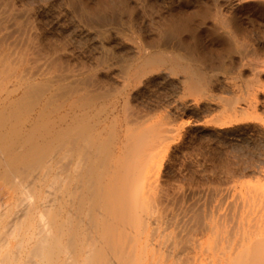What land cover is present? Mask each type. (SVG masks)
I'll list each match as a JSON object with an SVG mask.
<instances>
[{
  "label": "bare ground",
  "instance_id": "obj_1",
  "mask_svg": "<svg viewBox=\"0 0 264 264\" xmlns=\"http://www.w3.org/2000/svg\"><path fill=\"white\" fill-rule=\"evenodd\" d=\"M15 1L0 0V264H264V85L259 77L255 86L246 82L248 99L239 102L238 91L209 76L207 53L198 52L205 40L228 49L233 43L245 50L225 58L242 64L264 51V0H142L154 12L152 4L173 12L178 6L182 16L161 26L165 32L157 40L147 39L139 26L104 31L99 47L114 51L87 68V76L81 62L73 66L67 49L63 53L55 43V34L69 33L63 17L46 10L56 0H19L22 12ZM187 4L199 7L194 27L182 8ZM78 5L81 16L91 11L84 2ZM240 7L253 14L241 16ZM79 19L71 22L70 37L96 42L89 37L94 30ZM127 49L135 61L125 56ZM118 59L126 60H120L119 89L110 63ZM177 85L178 95L186 94L178 98V115L156 118L159 109L143 102V93ZM104 86L113 91H102ZM129 89L133 93H126ZM216 89L233 98L217 102L214 94L208 96ZM194 95L205 98L198 102ZM215 112L208 124L196 122L206 118L202 113ZM202 139L242 146L250 157L243 166L229 161L224 172L218 169L221 182L208 185L213 196L208 198V186L197 196L193 191L199 188L192 187L186 199L166 167ZM249 176L261 185L249 186L244 181ZM243 185L248 186L244 195H232ZM159 253L171 259L161 260Z\"/></svg>",
  "mask_w": 264,
  "mask_h": 264
},
{
  "label": "rangeland",
  "instance_id": "obj_2",
  "mask_svg": "<svg viewBox=\"0 0 264 264\" xmlns=\"http://www.w3.org/2000/svg\"><path fill=\"white\" fill-rule=\"evenodd\" d=\"M19 0H17V1H15V6H16V10H17V12L20 10V12H22L21 11V7H20V3L18 2ZM80 1H82V2H76V1H73V0H70L69 2L67 1V0H56L55 1V3L53 4V5H49V6H46V10L48 11V9H50V13H52L53 15H55V16H57V17H63L62 19H60L61 20V22H62V24L64 25V26H66V27H69L68 28V32L71 34V35H73V33H74V31H73V25H72V23L74 22V20H78L79 18V21H81V24L83 25V27H84V25H86L85 26V29L87 28V30H92L91 32H92V34H90L91 36H89V37H94L97 41H98V39H99V37H100V39H102V36H104V34H103V32L104 31H106V32H104L105 33V35H109V30L111 31V32H113V31H120V32H125V31H127V29L129 28H134V29H137V27L139 26L140 28H141V30H143L144 32H145V35L144 36H146L147 37V39H149V40H157V39H159L160 37L159 36H161V33L160 32H162V31H164L165 32V30L164 29H161V26L162 27H164L165 25H167V24H170V23H178V19H177V17L178 18H180L182 15H181V13H179V8H178V6L176 7V9L177 10H175V12H173L172 10H171V7L169 8V6L168 5H158V4H152V9L154 10V8L155 9H160L159 11L160 12H158L157 10L154 12V11H149V10H147L148 9V4L145 2V1H142V0H80ZM120 1V2H119ZM122 1V2H121ZM125 1V2H124ZM142 1V2H141ZM64 2V3H63ZM70 2L72 3V4H70ZM75 2V3H74ZM85 3V4H87L88 5V7L89 8H91V11H89V12H87V13H84V15H80L79 14V5L78 4H80V3ZM107 2V3H106ZM135 2V3H134ZM144 2V3H143ZM44 3H45V1H44ZM66 3H68V5L71 7H69L68 5H65ZM126 3V4H125ZM143 3V4H142ZM146 3V4H145ZM64 4V5H63ZM74 4H75V6H74ZM95 4V5H94ZM128 4V5H127ZM136 4V5H135ZM140 4H142V5H140ZM35 5L36 4H34V7H35ZM73 5V6H72ZM138 5H139V7H138ZM147 5V6H146ZM196 4H187V5H183L182 6V8H185V10L188 12V26L189 27H194V26H196L197 24H198V17L196 18V16H198V13H199V7H197V5L195 6ZM37 7H38V5H36ZM66 6H68V7H66ZM117 6V7H116ZM128 6H129V9H131V10H128ZM142 6V7H141ZM145 8H144V7ZM165 6V7H164ZM195 6V7H194ZM106 7V8H105ZM132 7V8H131ZM157 7V8H156ZM75 8V9H74ZM93 8V9H92ZM108 8H110V9H108ZM164 8V9H163ZM166 8H167V10H166ZM181 8V9H182ZM193 10H192V9ZM195 8H197V9H195ZM241 9H239V13H240V15L241 16H245V17H247L248 16V13H249V16H250V14L252 15L253 13L250 11V10H248V9H246V8H244V7H240ZM69 9V10H68ZM71 9V10H70ZM74 9V11H72ZM144 9V10H143ZM146 9V10H145ZM191 9V10H190ZM195 9V10H194ZM242 9H244V10H242ZM64 10H68L69 12V15L68 16H66V15H64L63 16V14L61 13V12H63ZM124 10V11H123ZM139 10H141V11H139ZM163 10V11H162ZM104 13H103V12ZM106 11V12H105ZM131 11V12H130ZM136 13H135V12ZM142 11H144L143 13H142ZM165 11V12H164ZM170 11V12H169ZM77 12V13H76ZM93 12H95V13H93ZM194 12V13H193ZM242 12V13H241ZM246 12V15L245 14H243V13H245ZM58 13L60 14L59 16H58ZM72 13V14H71ZM91 15H90V14ZM98 15H97V14ZM132 13V14H131ZM145 13V14H144ZM150 13V14H149ZM152 13V14H151ZM155 13V14H154ZM168 13H170V14H168ZM176 13V14H175ZM79 14V15H78ZM148 14V15H147ZM175 14V15H174ZM180 14V15H179ZM122 15V16H121ZM153 15V16H152ZM160 15V16H159ZM166 15V16H165ZM170 15V16H169ZM195 15V16H194ZM72 16H73V18H72ZM81 16V17H80ZM147 16H151V17H147ZM156 16V17H155ZM89 17V18H88ZM130 17H131V19H130ZM157 17H159V18H157ZM164 19H163V18ZM165 17H167V18H165ZM245 17L244 18H242V19H245ZM88 18V20H84V19H87ZM97 19V20H95V19ZM145 18H147V20L145 19ZM150 18V19H149ZM157 18V19H156ZM160 18H161V20H160ZM169 18H171V20L169 19ZM173 18V19H172ZM191 18V19H190ZM194 18V19H193ZM81 19H83V20H81ZM153 21H152V20ZM154 19L156 20V22L154 21ZM159 19V21H158V23H157V20ZM68 20V21H67ZM134 20V21H133ZM164 20V21H163ZM193 20V21H192ZM196 20V21H195ZM65 21V22H64ZM70 21V22H69ZM96 21V22H95ZM132 21V22H131ZM139 21L140 22H142V23H139ZM163 21V22H162ZM190 21H191V25L189 24L190 23ZM244 21V20H243ZM72 22V23H71ZM83 22V23H82ZM152 22V23H151ZM162 22V23H161ZM192 22H194L193 24L194 25H192ZM100 23V24H99ZM137 25H136V24ZM150 23V24H149ZM71 24V25H70ZM140 24V25H139ZM144 26H143V25ZM157 24V26H155ZM162 24V25H161ZM68 25V26H67ZM88 25H89V27H88ZM100 25V26H99ZM127 25V26H126ZM136 25V26H135ZM143 27H142V26ZM46 27V29H47V26H45ZM139 27H138V29H139ZM159 27V28H158ZM247 27V29H250V27H248V26H246ZM111 28V29H110ZM117 28V29H116ZM70 29V30H69ZM145 29V30H144ZM73 32H72V31ZM125 30V31H124ZM203 30V29H202ZM96 31V32H95ZM149 31V32H148ZM204 31V30H203ZM95 32V33H94ZM147 32V33H146ZM69 33H65V35H67V37L65 38V37H59V36H57L56 34L53 36V38L55 39V43L56 44H58L59 46H60V48L61 49H63V53H65V51L66 50H64V49H67V51H66V54H64L65 56H66V58L67 59H69V60H71V64L73 65V66H76V67H78L79 66V64H80V62H81V65H82V71L83 72H85L84 74V76H87V74L89 73V72H87L86 73V71H88V69H91L92 67H94V65H96V63L99 65V63L101 62V60H102V58H103V56L105 55L104 53L106 52V51H108L109 52V50H111L112 52L114 51V49L113 48H109V47H107V48H105V50L103 51L100 47V44L99 43H101V41H93L92 43H90V41L88 40V41H74L71 37H70V35H69ZM159 33V34H158ZM202 34H205L204 32L202 33ZM201 34V35H202ZM155 35V36H154ZM184 35H185V37L186 36H188L189 35V33H187V34H185L184 33ZM149 36V37H148ZM177 36H178V33H177ZM151 37V38H150ZM156 37V38H155ZM69 38V39H68ZM71 38V39H70ZM99 39V40H100ZM177 39H178V37H177ZM60 40V41H59ZM205 40V39H204ZM174 41H177V40H175L174 39ZM206 41V43H205V45H207L208 46V48H212L211 50H205V47H207V46H205L203 43L202 44H198V48L201 50H199L198 49V52L199 53H201V52H205V53H207L206 54V56L205 55H203L204 56V60L206 61L205 62V67H206V70H207V72H208V74H209V76H211V77H213L214 79H219L221 82H224L225 84H226V87H227V89L230 91V89L231 90H234V91H238V94H237V96L236 97H238L239 98V102H241L242 101V98H244V99H248V97L247 96H243L244 94H243V91L245 90L244 88L245 87H247L248 85V82L250 81V83H249V85L250 84H252V83H254L253 85L255 86L256 84V80H255V78L256 77H259V81L261 82V84L262 85H264V58H263V56H264V51H259L258 53H259V56H258V53H256V54H252L253 56H251V57H249L248 59H246L242 64H236L235 62L236 61H231V58H232V56H234L235 54H232V53H234V52H236L235 50H241V51H243V49L245 50V47H243V46H240V45H236V44H234L233 45V43L230 45V46H234L233 48L231 47H229V49L228 48H223V47H221V46H218V45H216V43H215V45H214V43H212L213 45L211 46V44H210V42H212L211 40H205ZM204 41V42H205ZM95 42V43H94ZM88 43H90V44H88ZM79 44V45H78ZM97 45V46H96ZM210 45V46H209ZM68 46V47H67ZM100 46V47H99ZM205 46V47H204ZM97 47V48H96ZM214 47V48H213ZM219 47V48H218ZM220 47H221V49H220ZM237 49H236V48ZM95 50H94V49ZM235 48V49H234ZM239 48V49H238ZM217 49V50H216ZM228 49V50H227ZM79 50V51H78ZM204 50V51H203ZM103 51V52H102ZM128 51H130L129 49H127L126 50V52L124 53L125 54V56H128V58L129 57H131L132 58V60L133 59H135L134 58V56L131 54V52L129 53ZM207 51V52H206ZM69 52V53H68ZM107 52V53H108ZM143 52V51H142ZM261 52H263V54L261 55ZM226 53H228V54H232V56H230V55H228L229 56V58H225V56H227L226 55ZM79 54V55H78ZM123 54V55H124ZM142 54V53H141ZM77 55V56H76ZM103 55V56H102ZM201 55V54H200ZM208 55H210V58H209V56ZM217 56V58H216V56ZM222 55L224 56V58H225V60L222 58ZM133 56V57H132ZM202 56V57H203ZM208 56V57H207ZM212 56H213V58H212ZM219 56H221V57H219ZM258 56V57H257ZM79 57V58H78ZM98 57V58H97ZM99 57H101V58H99ZM221 59V61H219L220 59ZM72 58V59H71ZM97 58V59H96ZM113 58V57H112ZM78 59V60H77ZM79 59H81V60H79ZM209 59H211V60H209ZM229 59V60H228ZM77 60V61H76ZM121 60V59H120ZM120 60L118 59L117 60V62L116 61H111L110 63H111V65H113V66H111V65H109V66H111L112 67V69L111 70H113L112 72H116L115 74L117 75V76H115V74H114V76H113V79H112V81L114 82V83H116V85H119L120 84V86L118 87V86H116V87H118L117 89H119L120 87H121V81H122V72L120 73L119 71H120V69H121V71L123 70V62L124 61H126L125 59H123V60H121V62L123 63H121L120 62ZM136 60V59H135ZM135 60H133V61H135ZM217 60V61H216ZM233 60V59H232ZM75 61V62H74ZM85 61V62H84ZM210 61V62H209ZM224 61V62H223ZM75 64H74V63ZM77 62H78V64H77ZM219 62V63H218ZM222 62L224 63V64H222ZM114 63L116 64V65H114ZM119 63H121V64H119ZM229 63V66L227 65ZM231 63H233V65H237V69H236V67L235 66H233V65H231ZM84 64V65H83ZM212 64H214V65H212ZM225 64H226V66H225ZM221 67V69H218V68H220L219 66ZM222 65V66H221ZM86 66V67H85ZM105 66V65H104ZM217 66V67H216ZM224 66V67H223ZM233 66V67H232ZM91 67V68H90ZM110 67V68H111ZM223 67V68H222ZM84 68H86V70L84 69ZM88 68V69H87ZM212 69H214V72L212 71ZM94 72V71H93ZM92 72V73H93ZM238 72H239V74H238ZM258 72H261L260 73V75L258 76L257 75V73ZM120 74V75H119ZM215 75V76H214ZM118 76H119V78H118ZM121 77V78H120ZM116 79V80H115ZM252 79H254V80H252ZM254 81V82H253ZM246 82H247V84H246ZM108 87V88H107ZM103 90L102 91H113V88H110L109 86H104V88H102ZM105 89V90H104ZM121 90V89H120ZM151 90V91H150ZM219 91H221V92H219ZM239 91H241V92H239ZM133 93L132 92V90H127V92L126 93ZM160 93V94H159ZM183 93V94H182ZM182 93L180 94V95H178V85H177V87H176V89L174 88V90H170V91H168V92H165V91H160V90H154V88H152V89H147L146 91H145V93H143V95H144V97H142V99L141 100H143V102H147V103H150L151 105H156L157 106V108L159 109V111L156 113V118H158V119H161V118H163L164 117V115H168L169 113H173V112H175L174 113V115H178V109H176V104H177V102H178V98L179 97H181V98H185L186 97V94H185V92H183L182 91ZM210 94L211 95H213L214 94V98H216V100H217V102H219V103H223V100L224 99H227V98H233L232 96H231V93H228V92H226V91H222V90H215V91H213L212 93H208V96H210ZM183 96V97H182ZM193 97V99L194 100H196V101H198V102H201L202 100H204V98L205 97H202V96H199V95H194V96H192ZM225 97V98H224ZM144 98V99H143ZM199 99V100H198ZM113 100H115V99H113ZM112 100V101H113ZM106 103H108V101L106 102ZM145 104V103H144ZM206 118H203V116H202V118L201 119H199V120H197L196 122H198V123H202V124H208V122H211L212 121V119H213V117H215L216 115H217V112H215V113H211V114H207V113H202ZM204 119H207V121L206 120H204ZM185 121H188L189 122V119H185ZM200 121H203V122H200ZM237 121L238 122H240L239 121V119H237ZM243 121V120H242ZM190 122H193V120H191L190 119ZM236 122V121H235ZM234 124V125H233ZM233 124H230L231 125V127L232 126H235V124L236 123H233ZM200 138H202V137H200ZM205 139V138H204ZM204 139H202V140H197V141H195V143H193V144H191V145H188V147L186 148L187 149V151L185 150L184 151V153H182L180 156H178V153L176 154V157L173 159V163H172V165L171 166H168L167 165V167H166V173H167V176L169 177V180H171V181H175L176 183L178 182V187H180V193H184V195H185V198L187 199V198H189V195H190V193L189 192H191L192 193V191H193V189H195V188H199L198 189V192H199V194H198V192H196L197 190L195 189V191H193V193H195V196H197V195H200L201 194V192H204L205 190H206V187L209 185L211 188L213 187V186H216L217 185V183H218V181H220L221 179H222V177H223V173H221V171L223 170V168L224 167H226L227 166V163L226 162H229L230 161V163L233 165V166H235V167H238V166H243V163L245 162V160H248L249 159V157H250V151L249 150H246V149H244L242 146H235V147H230V148H228L227 146H224V145H221V144H218L217 142H215V141H213V140H208V141H206V140H204ZM204 141V142H203ZM204 144V145H203ZM197 152H196V151ZM208 151V152H207ZM214 151V152H213ZM189 152V153H188ZM196 152V153H195ZM205 152V153H204ZM191 153V154H190ZM208 153V154H207ZM189 155V156H188ZM212 155V156H211ZM215 155V156H214ZM213 158V159H212ZM181 159V160H180ZM212 159V160H211ZM239 161H238V160ZM214 160V161H213ZM225 160V161H224ZM228 160V161H227ZM204 161V162H203ZM209 163V164H207V162ZM210 161V162H209ZM213 161V162H212ZM179 162V163H178ZM182 162V163H181ZM215 162V163H214ZM220 163V165H221V162H222V166H221V168L218 166V164ZM240 162V163H239ZM211 163H212V166H211ZM214 163V164H213ZM218 163V164H217ZM225 163V164H224ZM204 164V166L203 167H201L202 165ZM217 164V165H216ZM234 164H238V165H234ZM196 165H198V166H196ZM201 165V166H200ZM206 165H208V166H211L210 168H207L208 166H206ZM216 165V166H215ZM224 165H226V166H224ZM206 166V167H205ZM214 166V167H213ZM224 166V167H223ZM173 167V168H172ZM217 167V168H216ZM173 169V170H171V169ZM189 168H191V169H189ZM194 168V169H193ZM180 169V170H179ZM200 169H202V170H200ZM205 169V170H204ZM221 170V171H219V170ZM226 169V168H225ZM168 170H171V173H169L170 171H168ZM187 170H189V171H187ZM203 170L204 171H206V172H203ZM210 170H215V172L217 171L218 173H221V175L220 174H218L217 172V174H215V172H214V176L212 175V172H210V175H209V171ZM195 171V172H194ZM198 171V172H197ZM208 171V172H207ZM223 172H224V170H223ZM188 173V174H187ZM191 173H193V174H191ZM195 173H197V174H195ZM199 173V174H198ZM170 174V175H169ZM177 174V175H176ZM195 174V175H194ZM207 176H206V175ZM189 175V176H188ZM199 175V176H198ZM202 177H201V176ZM217 175V176H216ZM218 175H220V176H218ZM174 176V177H173ZM210 176V177H209ZM213 176V177H212ZM184 177H185V179H184ZM189 177V178H188ZM195 177V178H194ZM199 177H201V179L199 178ZM206 177V178H205ZM221 177V178H220ZM176 178H178V179H176ZM198 178H199V180H198ZM205 178V179H204ZM210 178V179H209ZM214 178H216L215 180H214ZM219 178V179H218ZM182 179H183V182H180V180L182 181ZM192 179V180H191ZM194 179H196V181H194ZM203 179V180H202ZM209 181H208V180ZM176 180H178V181H176ZM188 180V181H187ZM218 180V181H217ZM203 181V182H202ZM205 181V182H204ZM215 181H216V183H215ZM244 181L245 182H248L249 184V186H260L261 184H260V181H259V178L258 177H256V176H249V177H245V179H244ZM174 182V183H175ZM208 182H210V183H208ZM221 182V181H220ZM257 182H258V184H257ZM193 183L194 184H196V186H199V187H195L194 185H193ZM211 183H212V185L213 186H211ZM199 184H202L203 186H200ZM204 184H206V186L204 185ZM193 185V186H192ZM208 186V187H209ZM192 187H193V189H192ZM209 187V196H208V198L210 197V195H212V194H214V190L212 189L211 190V188ZM247 188H248V186L247 185H243L241 188H239V187H237L233 192H232V195H239V194H242V195H244L246 192H247ZM189 189H190V191H189ZM192 189V190H191ZM189 195H188V194ZM197 193V194H196ZM213 196V195H212ZM216 214V213H215ZM212 254H213V252H212ZM216 254V253H215ZM159 258L161 259V260H169V259H171V257H168L165 253H159ZM173 262H175V260H174V258H173V260H172ZM178 264H180V263H178Z\"/></svg>",
  "mask_w": 264,
  "mask_h": 264
}]
</instances>
